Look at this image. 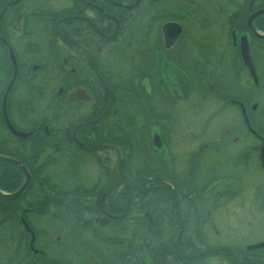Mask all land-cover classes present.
I'll return each instance as SVG.
<instances>
[{
    "label": "flooded vegetation",
    "instance_id": "1",
    "mask_svg": "<svg viewBox=\"0 0 264 264\" xmlns=\"http://www.w3.org/2000/svg\"><path fill=\"white\" fill-rule=\"evenodd\" d=\"M176 103L198 104L191 111H205L203 123L220 124L190 135L181 170L164 126L179 117ZM129 104L159 133L144 151L147 143L165 151L145 164L144 179L133 164L141 165L139 130L121 128ZM110 149L116 168L102 153ZM206 156L207 166L230 169V177L205 179ZM0 157L17 160L28 176L19 195L0 196V264H73L46 255L57 240L68 242L77 263L88 256L85 264L102 252V264H203L213 253L230 264H264V237L238 239V226L201 253L189 238L219 236L204 226L221 199L251 205L247 226L264 217V0H0ZM86 158L101 174L91 183L66 180L64 161ZM146 180L148 207L139 204ZM24 181L18 166L0 160V192Z\"/></svg>",
    "mask_w": 264,
    "mask_h": 264
},
{
    "label": "rangeland",
    "instance_id": "2",
    "mask_svg": "<svg viewBox=\"0 0 264 264\" xmlns=\"http://www.w3.org/2000/svg\"><path fill=\"white\" fill-rule=\"evenodd\" d=\"M209 14H210V12H209ZM192 19L193 18L191 16L190 20H192ZM187 29H189V28H187ZM132 32L133 33L137 32V30L136 31L132 30ZM216 32L217 31L215 29V30H212L211 33L209 32L207 34H209V35L215 34ZM220 34L221 33L219 32V35ZM207 36L208 35H205L206 39H208ZM209 37H211V35ZM207 45H209L208 42L206 43V46ZM208 48H209V46H208ZM208 48L206 49V53L210 52L209 51L210 49H208ZM196 79H197V77H195V80ZM198 93H199L198 91H194L192 94L189 93V95H190L189 99H191L190 104L192 103V100L197 99ZM122 98H123V100H125V102H127L131 99L130 97H127V96H122ZM43 104H45V102H42L41 106H43ZM178 104L179 103H176L175 108H172V110H173L172 112H173V115H177L179 117H177L171 125L165 124L164 126L166 128L168 126V128L170 129L169 133L175 137V138H173V141L170 142V145H172V147L170 149L176 150L175 155L177 157V164H178L177 168H178V170H181L183 167L182 162L184 161L185 157L189 156L190 151H192V149H193L192 147L194 145V142H192L190 135L194 134L197 137L198 133L205 131L204 123L206 126V131L207 130L209 131L210 128H213L214 124L217 126V129H219L220 124L218 122V125H217L216 121H219V119H217V118H215V119L212 118L209 121H205L203 123V118L201 117V115H205V111H202L200 113L191 111V108L197 106L198 104H193L192 106H190L189 108H186L185 110L178 109L177 107L182 106V103L180 105H178ZM157 105L160 108L161 106H163L165 104H163L162 102H157ZM206 106L202 103L201 107H198V108L200 109L203 107L204 109L207 110L208 107H206ZM164 107L161 109H164ZM122 108L124 111L125 119L122 120V122H120L121 128L126 129V130H128V129L131 130V126L132 127L134 126L133 129L135 131L139 130L138 131V137H137L138 138L137 144L138 145L140 144V142H139V140H140L142 142V149H143L141 151L142 152L141 165H139V162H140L139 160H136V161L134 160L135 162L133 164L136 165V167L140 168L139 170H141V172H144L143 173L144 176H141V179H144L147 176V174H149V167L145 168V164H148L150 166L151 165L150 164V158L154 157V153H156L157 155L160 156L161 154H164L165 151L163 148L155 149L150 143L146 144V146H145L146 150L144 151V145H143L144 141L145 140L147 141V139H148L151 142L154 135L159 134L158 131L154 127H152V125L150 124V120H148V118L144 117L146 115L145 112H140L141 110L138 107V105L136 106V111H135V107L134 108L131 107V104L122 106ZM167 111L171 112V110H169L168 108H167ZM229 113L230 112L227 113V116H229L228 115ZM222 122H223V126H224V125L228 124L229 121H222ZM222 127H221V129H222ZM173 130H174V132H173ZM166 131L168 132V130H166ZM141 132H144L145 136H143V134H141ZM160 134L162 137L164 135H166V136L168 135L164 132H160ZM175 139L180 140L181 142H177ZM102 153L103 154L106 153L108 155L107 159H109L110 164H112L111 167L114 168L115 164L118 163L116 160L118 158L117 151L115 152V151L110 149V151H106V152L104 151ZM130 153L132 154V151ZM26 156L31 157V159L35 158V159L39 160V158H40V156L36 155V154H27ZM133 156H134V153L132 154V159H133ZM100 157H102V156H100ZM169 157H170L169 155L163 156V158H165V161H167V159ZM114 159L116 160V162ZM209 161H210V159H208V156H206V158H204L202 160L203 165L200 164V166H199V168H200L199 170H200V172H203L205 179H207L210 174H214V173H218V174H220V176L224 175L223 178L227 174H229V175H227V177L228 178L230 177V173H231L230 169H226L225 172L222 171V169H224V168H222L221 171L219 169L214 170L213 168H210L209 166H207ZM66 162L67 161H64V164H63V166H65V172H66V176H64V178L66 180L79 179V180H83L85 183L88 181L91 183V181L94 180V178L96 176H99V174H101L100 173V167L98 165H96L95 161H93L89 158H86V160L83 162H82V160L79 161L78 159L75 160L73 163H71V162L66 163ZM201 165H202V169H201ZM204 165L206 166V169L203 167ZM128 167L130 168L131 164H130V166L128 165ZM59 170L60 169H58V167H56V170H55V166H52V169L50 170L51 171L50 174L55 176V175L59 174ZM139 170H137V171H139ZM111 172H113V174H114L113 169L111 170ZM190 173H191V169H190ZM257 178H259L260 180L262 179L259 176ZM225 181L226 180H224V179L222 180V184L220 187L224 186ZM199 182H200V179L197 178V180L195 182L196 187L199 186ZM143 184H142L143 185L142 187H144L145 192H147V194L149 196H147L148 198L146 199L147 194L144 195L145 197L143 199H141V202L139 204H142V202L143 203L146 202V206L148 207V206H151V204L149 202H152V197H150V195H151V191L153 189V185H151V183L148 182L147 180ZM88 185H89V183H88ZM210 185H213V184L206 182L207 188ZM227 185H229V183H227ZM222 201H223V199H221L220 201L217 202L215 216L212 217L211 219H209L208 223L204 226V228H209V227H212L214 225L215 228L219 230V236L213 235L212 230H207L206 236H204V233H203L202 236L196 237L197 239H191V236H189L191 244L194 243V247L196 246V248L198 249V251L200 253L205 251V249H206V248H202V247H206V245H209V244L210 245H216V244H218V241L219 242L224 241L226 239V235H224V234L227 232V230H229L231 227H233V225L238 226L240 228V231L238 232V234H239L238 239H241L244 237L253 238L256 236L264 237V217L259 218V219L252 218L250 220V225H248V226L246 224L247 222H245V220L247 219V216H248L247 206L249 204L242 203L239 200H238L239 204H237V205H234L233 203L224 204ZM249 206H251V205H249ZM233 208H236L235 210L237 212V217L233 216V214H234ZM244 216H246V217H244ZM237 220H238V222L234 223ZM49 221L51 222V224L54 225L55 222H53L52 219ZM194 221H195V219L190 220V222H194ZM261 222H262V224H260ZM56 232L57 231L51 230L50 234L56 235L55 234ZM85 237L87 238V236H85ZM192 238H194V237L192 236ZM206 241L208 243H206ZM138 243H140V242L134 241L133 245H137ZM141 243H145L146 246L153 244V242H147L146 243V241H144V240ZM48 244H49V248L46 250V255H48L50 257H56L57 259H60L63 256V257H66V258H64L63 261H70V259H72L73 264H85L83 261L85 260V258L88 259V256H86V255L83 256L82 254H79V255H77V258H76L77 260H79V262L77 263L75 261L73 255L69 252V248L66 246L68 244L67 241L57 240L55 242H48ZM199 245L201 247H199ZM2 253L3 252L0 251V255ZM97 254L99 255V256L96 255L98 261L90 262L91 264H102L106 260V253L105 252H102L100 254L97 253ZM204 260L206 261V263L204 262L203 264H230L222 253H213L210 255H205ZM0 261H2V260H0Z\"/></svg>",
    "mask_w": 264,
    "mask_h": 264
},
{
    "label": "water",
    "instance_id": "3",
    "mask_svg": "<svg viewBox=\"0 0 264 264\" xmlns=\"http://www.w3.org/2000/svg\"><path fill=\"white\" fill-rule=\"evenodd\" d=\"M0 160L7 161V162H10V163L15 164L16 166H18V167L23 171V173H24V175H25V181H24L22 187H20L16 192H14V193H10V194H5V193H1V192H0V196H2V197H7V198L16 197L17 195H19V194L22 192V190H23V188L25 187L26 182H27V180H28V176H27L26 170H25V168H24L22 165H20V163H19L17 160H15V159H12V158H6V157H0ZM263 165H264V163H263Z\"/></svg>",
    "mask_w": 264,
    "mask_h": 264
},
{
    "label": "trees",
    "instance_id": "4",
    "mask_svg": "<svg viewBox=\"0 0 264 264\" xmlns=\"http://www.w3.org/2000/svg\"><path fill=\"white\" fill-rule=\"evenodd\" d=\"M8 173H10V174H13L14 175V177H15V171H13V172H8ZM15 179H16V177H15ZM16 181V180H15ZM18 182V185H19V181H17ZM18 185H16V186H14L13 188H15V187H17ZM13 188L10 190V189H5V191H7V192H9V191H13ZM4 191V190H3Z\"/></svg>",
    "mask_w": 264,
    "mask_h": 264
}]
</instances>
